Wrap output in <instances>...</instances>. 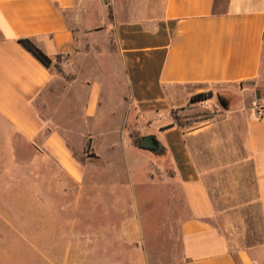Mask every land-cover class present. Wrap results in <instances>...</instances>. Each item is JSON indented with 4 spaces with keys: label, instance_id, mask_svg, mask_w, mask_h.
<instances>
[{
    "label": "crops",
    "instance_id": "1",
    "mask_svg": "<svg viewBox=\"0 0 264 264\" xmlns=\"http://www.w3.org/2000/svg\"><path fill=\"white\" fill-rule=\"evenodd\" d=\"M110 16L115 76L138 111L162 113L216 87L253 94L249 104L234 109L233 124L213 121L190 130L172 125L158 128L156 139L184 211L177 221L180 264H264L244 250L231 251L219 228L223 208L208 187L210 178L225 172L236 182L241 176L252 180L242 202L257 211L264 236V0H0V139L9 145L21 137L75 180L82 176L80 160L60 122L73 129L81 111L100 131L105 152L113 134L119 143L118 122L108 115L123 107V93L108 94L107 87L103 96L100 78L53 72L18 42L32 40L55 61L76 52L73 26ZM246 81L256 84L259 97L241 89Z\"/></svg>",
    "mask_w": 264,
    "mask_h": 264
},
{
    "label": "rangeland",
    "instance_id": "2",
    "mask_svg": "<svg viewBox=\"0 0 264 264\" xmlns=\"http://www.w3.org/2000/svg\"><path fill=\"white\" fill-rule=\"evenodd\" d=\"M73 28L76 52L49 67L62 76L71 69L83 81L100 78L103 96L107 87L108 94L114 89L123 93V107L108 115L118 122L120 144L113 134L105 152L100 131L85 122L81 111L73 129L60 122V133L80 160L82 176L75 180L21 137L9 145L0 139V264H180L177 221L184 211L172 167L164 148L155 155L139 150L134 141L156 137L158 128L170 125L190 130L213 121L233 124L234 109L254 96L216 87L205 92L207 100L192 102L195 95H189L162 113H143L115 76L112 17ZM250 91L260 96L259 88ZM253 186L248 177L236 182L230 172L208 183L216 206L223 208L225 224L219 228L231 251L244 250L262 261L264 236L257 211L242 202Z\"/></svg>",
    "mask_w": 264,
    "mask_h": 264
},
{
    "label": "trees",
    "instance_id": "3",
    "mask_svg": "<svg viewBox=\"0 0 264 264\" xmlns=\"http://www.w3.org/2000/svg\"><path fill=\"white\" fill-rule=\"evenodd\" d=\"M19 44L22 45L25 50H27L37 61H39L44 67L49 68L52 59L47 56L32 40L30 39H19ZM241 89L246 90H255L257 89L256 84L251 81L242 82L240 84ZM209 99V95L206 93L197 94L194 97L191 98V101H204ZM172 126V125H170ZM169 126V127H170ZM142 138V137H141ZM140 139L134 141L135 145L137 146V143ZM163 150V149H162Z\"/></svg>",
    "mask_w": 264,
    "mask_h": 264
},
{
    "label": "water",
    "instance_id": "4",
    "mask_svg": "<svg viewBox=\"0 0 264 264\" xmlns=\"http://www.w3.org/2000/svg\"><path fill=\"white\" fill-rule=\"evenodd\" d=\"M255 94L257 97H259L258 91H256ZM137 148L139 150L147 151L155 155L161 154L163 149L161 143L156 139L154 135H147L140 138L137 143Z\"/></svg>",
    "mask_w": 264,
    "mask_h": 264
},
{
    "label": "flooded vegetation",
    "instance_id": "5",
    "mask_svg": "<svg viewBox=\"0 0 264 264\" xmlns=\"http://www.w3.org/2000/svg\"><path fill=\"white\" fill-rule=\"evenodd\" d=\"M219 103L223 106V107H226L227 105V103H226V101H224L223 99H219Z\"/></svg>",
    "mask_w": 264,
    "mask_h": 264
},
{
    "label": "built area",
    "instance_id": "6",
    "mask_svg": "<svg viewBox=\"0 0 264 264\" xmlns=\"http://www.w3.org/2000/svg\"><path fill=\"white\" fill-rule=\"evenodd\" d=\"M260 113H262V111H260Z\"/></svg>",
    "mask_w": 264,
    "mask_h": 264
}]
</instances>
